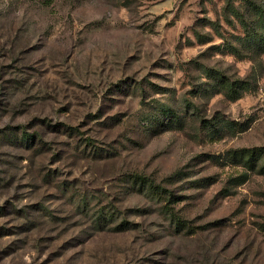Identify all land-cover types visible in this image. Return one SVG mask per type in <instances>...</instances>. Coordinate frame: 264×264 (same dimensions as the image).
<instances>
[{"label": "rangeland", "instance_id": "rangeland-1", "mask_svg": "<svg viewBox=\"0 0 264 264\" xmlns=\"http://www.w3.org/2000/svg\"><path fill=\"white\" fill-rule=\"evenodd\" d=\"M0 264H264V0H0Z\"/></svg>", "mask_w": 264, "mask_h": 264}, {"label": "trees", "instance_id": "trees-1", "mask_svg": "<svg viewBox=\"0 0 264 264\" xmlns=\"http://www.w3.org/2000/svg\"><path fill=\"white\" fill-rule=\"evenodd\" d=\"M26 130L27 129H24V131H26ZM24 134L25 135H23V138L21 139V142H26V143L30 144V141L32 140V137H34L35 135L33 134V132H30V134H29L27 131ZM35 134H38V132H35Z\"/></svg>", "mask_w": 264, "mask_h": 264}]
</instances>
